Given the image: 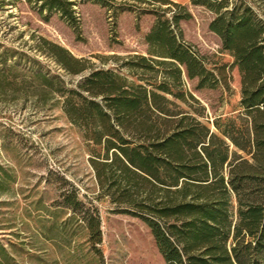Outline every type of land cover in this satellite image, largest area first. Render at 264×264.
<instances>
[{
    "label": "trees",
    "instance_id": "trees-1",
    "mask_svg": "<svg viewBox=\"0 0 264 264\" xmlns=\"http://www.w3.org/2000/svg\"><path fill=\"white\" fill-rule=\"evenodd\" d=\"M40 13H57L79 34L76 7L89 1L116 18L141 3L154 10L145 34L147 57L132 55L119 68L91 69L75 85L37 72L56 85L60 110L91 143L90 163L115 212L139 219L163 264H264V18L256 0H189L212 13L208 29L240 76L239 112L205 123V108L186 90L227 86L226 65L210 64L184 42L180 23L191 14L171 0H24ZM49 56L69 75L86 67L51 44ZM234 148V151L231 150ZM89 241L99 221L82 211L77 191L61 193Z\"/></svg>",
    "mask_w": 264,
    "mask_h": 264
},
{
    "label": "rangeland",
    "instance_id": "rangeland-1",
    "mask_svg": "<svg viewBox=\"0 0 264 264\" xmlns=\"http://www.w3.org/2000/svg\"><path fill=\"white\" fill-rule=\"evenodd\" d=\"M191 18L182 21L184 42L210 64L226 65L227 86L185 88L205 108V123L236 115L240 76L230 68L231 57L209 31L213 18L189 0ZM264 18V0H256ZM116 18L98 4L76 7L79 34L57 13H40L24 0H0V264H163L148 228L137 218L115 212V205L97 183L90 158L92 145L60 110L56 85H46L37 72L75 85L91 69H111L132 81L119 68L129 56L147 57L145 34L155 21L154 10L167 6L141 3ZM57 45L86 67L67 74L50 56ZM234 151V148L231 147ZM76 189L99 221L100 240L89 241L82 212H71L61 193Z\"/></svg>",
    "mask_w": 264,
    "mask_h": 264
}]
</instances>
